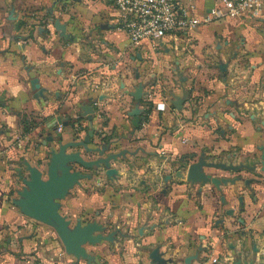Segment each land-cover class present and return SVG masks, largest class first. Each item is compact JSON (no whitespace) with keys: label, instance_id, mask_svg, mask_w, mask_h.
I'll return each mask as SVG.
<instances>
[{"label":"crops","instance_id":"obj_1","mask_svg":"<svg viewBox=\"0 0 264 264\" xmlns=\"http://www.w3.org/2000/svg\"><path fill=\"white\" fill-rule=\"evenodd\" d=\"M178 1L199 17L221 4ZM152 45L131 43L110 0H0V264L264 261V7L259 16L223 18ZM57 117L67 121L57 130L61 143L94 129L90 150L65 153L107 159L116 170L71 162L82 176L55 199L71 226L93 224L101 230L90 235L108 237L81 245L88 260L67 251L55 225L13 202L26 164L45 167L58 147ZM202 157L242 165L203 170L237 179L220 190L187 181V166Z\"/></svg>","mask_w":264,"mask_h":264},{"label":"water","instance_id":"obj_2","mask_svg":"<svg viewBox=\"0 0 264 264\" xmlns=\"http://www.w3.org/2000/svg\"><path fill=\"white\" fill-rule=\"evenodd\" d=\"M61 1V0H58ZM77 0H73L75 2ZM52 13V9L50 8ZM54 25L63 30L62 25L59 24V20H54ZM224 67L221 66L220 68ZM38 78H31L29 85L32 89H38ZM134 98L136 99V105L130 111L132 116L131 123L134 128L140 126V113L141 109L138 108L139 101L142 96V85H139L135 92L133 93ZM175 107L178 109L179 102L174 103ZM91 105H85L81 109L83 114L92 120L93 110L90 108ZM67 125V121H62L60 117L56 118L54 121L53 128L56 129L54 135H56L59 140L58 147H53L50 152L49 161H46L45 167L38 168L26 164L27 176H24L23 173H19L20 180L22 181V189L17 191L18 197L14 199V204L19 207V210L23 212L26 216H30L36 220H39L44 223L55 225L56 234L60 237L61 241L65 245L67 251L73 253L77 258L82 257L83 259H90L91 255L88 254L81 245L86 242L96 243L101 240H105L108 237H102L101 235L92 236L90 233L97 230L100 232V228L93 224H88L85 226L81 225V222L76 226H71L70 221L61 215L57 208L59 204L55 202V199L63 198L72 186V183H76L79 178L82 176L79 172L71 171V162L80 163L83 166L89 167L92 165H101L103 164L106 167L107 175H114L116 170L113 167H110L107 159H95V160H84L80 155V151L65 153L68 147L78 148L79 146L84 147L85 150H90L88 144L91 137L93 136L94 129L92 125L90 129L85 133L84 137L78 142L69 141L66 143H61L62 135L57 131L58 126ZM52 137H46L48 142L52 141ZM260 165L261 170L264 171V147L260 146ZM199 158L197 161L190 163L187 166L186 170V180L190 182H199L201 186L209 183L213 185L217 190H220L221 184L233 183L237 178H224L216 177L210 173L203 172L205 167H219L225 170H238L242 165H234L232 163L226 165L223 162H211L206 161L205 159ZM253 169V168H251ZM150 257L156 262L159 260V254L156 250L151 252ZM254 261L236 258L234 264H254ZM258 264H264V261H260Z\"/></svg>","mask_w":264,"mask_h":264},{"label":"built area","instance_id":"obj_3","mask_svg":"<svg viewBox=\"0 0 264 264\" xmlns=\"http://www.w3.org/2000/svg\"><path fill=\"white\" fill-rule=\"evenodd\" d=\"M117 9L120 24L133 45L149 40L156 47L157 41L168 35L176 36L196 26L227 17L259 16L264 0H221L201 17L193 15L178 0H110ZM61 129L59 124L57 130ZM215 262L216 259L213 258Z\"/></svg>","mask_w":264,"mask_h":264},{"label":"trees","instance_id":"obj_4","mask_svg":"<svg viewBox=\"0 0 264 264\" xmlns=\"http://www.w3.org/2000/svg\"><path fill=\"white\" fill-rule=\"evenodd\" d=\"M28 126V127H27ZM31 126H33L31 123H28L27 122V124H26V126H25V129L26 130H29V127H31ZM72 126H73V124H72ZM73 129H74V126H73Z\"/></svg>","mask_w":264,"mask_h":264}]
</instances>
